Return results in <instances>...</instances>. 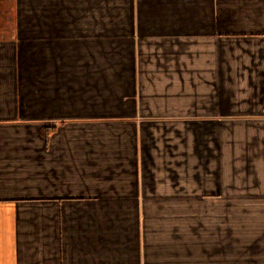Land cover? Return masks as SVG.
<instances>
[{
	"label": "crops",
	"instance_id": "0c3cea01",
	"mask_svg": "<svg viewBox=\"0 0 264 264\" xmlns=\"http://www.w3.org/2000/svg\"><path fill=\"white\" fill-rule=\"evenodd\" d=\"M0 264H264V0H0Z\"/></svg>",
	"mask_w": 264,
	"mask_h": 264
}]
</instances>
